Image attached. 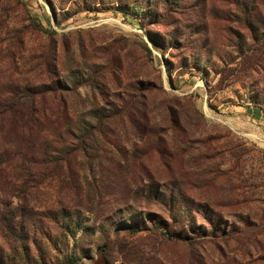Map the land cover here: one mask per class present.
Returning <instances> with one entry per match:
<instances>
[{"label":"rangeland","instance_id":"obj_1","mask_svg":"<svg viewBox=\"0 0 264 264\" xmlns=\"http://www.w3.org/2000/svg\"><path fill=\"white\" fill-rule=\"evenodd\" d=\"M33 85L105 119L60 171L0 135L1 258L264 264V0H0V93Z\"/></svg>","mask_w":264,"mask_h":264},{"label":"trees","instance_id":"obj_2","mask_svg":"<svg viewBox=\"0 0 264 264\" xmlns=\"http://www.w3.org/2000/svg\"><path fill=\"white\" fill-rule=\"evenodd\" d=\"M46 94H50L52 106L39 107L38 99L42 103L46 100ZM104 119L105 115L98 114L94 116L93 121H73L61 97L44 85L23 86V88L16 86L14 90L11 87L4 91V94L0 93V135L2 137L6 131L8 138L16 143L12 155L18 160L20 171L27 170L26 164L42 169L46 168L45 164L54 165L55 171L70 166V159L77 157L80 152H86L85 149L88 150L87 152L93 151V144L88 147L87 141L92 139L93 135L95 137L96 133H101L98 126ZM95 122H98V125ZM6 124L8 126L4 127ZM34 137L43 139L45 146L41 150L29 147ZM1 150L0 157L4 159L0 160V167L9 160L5 149ZM32 168L34 167H29L28 170ZM127 230L133 235L139 232L138 229L131 227ZM165 236L172 235L165 233ZM20 237L17 236V239ZM172 237L175 241H185L178 234ZM13 260L0 257V264H14ZM19 260L27 259L25 255H21ZM79 262L78 257H69L62 264H79Z\"/></svg>","mask_w":264,"mask_h":264}]
</instances>
